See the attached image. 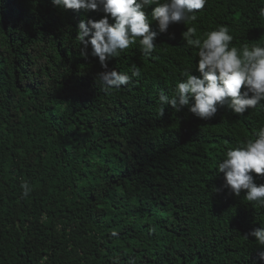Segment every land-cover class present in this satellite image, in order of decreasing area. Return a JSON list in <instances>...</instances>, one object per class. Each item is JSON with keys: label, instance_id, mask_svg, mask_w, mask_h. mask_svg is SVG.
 Returning <instances> with one entry per match:
<instances>
[{"label": "trees", "instance_id": "obj_1", "mask_svg": "<svg viewBox=\"0 0 264 264\" xmlns=\"http://www.w3.org/2000/svg\"><path fill=\"white\" fill-rule=\"evenodd\" d=\"M35 3L0 0V264H255L259 246L234 241L228 224L260 227L264 207L231 194L216 166L264 127V108L218 107L202 120L158 98L183 72L199 75L187 27L202 37L226 25L230 47L264 46V0H207L168 33L153 23L157 47L130 45L109 61L130 77L109 90L77 39L79 21L103 13Z\"/></svg>", "mask_w": 264, "mask_h": 264}, {"label": "clouds", "instance_id": "obj_2", "mask_svg": "<svg viewBox=\"0 0 264 264\" xmlns=\"http://www.w3.org/2000/svg\"><path fill=\"white\" fill-rule=\"evenodd\" d=\"M32 1L44 4V0ZM52 3L63 11L103 13L99 20L81 19L77 39L80 55L84 59L98 58L104 69L96 74V84L109 90L130 83V77L124 72L109 70V61L137 43L143 54L151 55L157 47L158 36L151 30L153 23L158 25L159 33H168L171 25L195 22L207 0H52ZM148 9H151L150 15ZM259 16L264 17V7L259 8ZM196 31L194 27H187L181 36L187 46L198 49L195 69L199 75L183 72L184 79L177 82L171 94L160 90L158 103L171 106L177 112L187 107L202 120L213 119L218 107L226 106L237 115L257 106L264 108L261 103L264 101V46L259 42H247L240 48L230 47L233 36L226 25L206 31L202 37H198ZM132 74L139 76V68L134 67ZM253 135V139L228 149L216 167L223 174L224 187L231 194L239 197L244 192V200L264 207V183L257 184L252 175L264 177V127H259ZM20 187L23 197L27 198L32 191L30 184L24 182ZM231 209L226 206V211ZM258 219L255 221L260 227L240 218L230 219L228 227L234 232V241L252 240L259 246L255 264H264V217Z\"/></svg>", "mask_w": 264, "mask_h": 264}]
</instances>
